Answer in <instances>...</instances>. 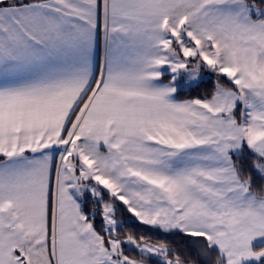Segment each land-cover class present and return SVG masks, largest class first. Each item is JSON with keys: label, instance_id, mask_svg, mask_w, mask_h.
Returning <instances> with one entry per match:
<instances>
[{"label": "snow or ice", "instance_id": "1", "mask_svg": "<svg viewBox=\"0 0 264 264\" xmlns=\"http://www.w3.org/2000/svg\"><path fill=\"white\" fill-rule=\"evenodd\" d=\"M0 264H264V0H0Z\"/></svg>", "mask_w": 264, "mask_h": 264}, {"label": "trees", "instance_id": "2", "mask_svg": "<svg viewBox=\"0 0 264 264\" xmlns=\"http://www.w3.org/2000/svg\"><path fill=\"white\" fill-rule=\"evenodd\" d=\"M213 79H214V77H213ZM211 87H212V80H209V81L207 82V84L205 85L204 89H201V93H200V94H203V92L205 91V89L210 90ZM181 98H184V97H181ZM118 218H119V217H118ZM97 227H99V219H97ZM137 231H140V229H137ZM143 234L146 235V236H147V235H151L153 239H156V238H157V237H156L153 233H151V232H144ZM177 246H178V245H177Z\"/></svg>", "mask_w": 264, "mask_h": 264}]
</instances>
